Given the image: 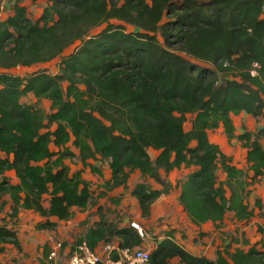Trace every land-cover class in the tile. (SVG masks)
I'll list each match as a JSON object with an SVG mask.
<instances>
[{
  "label": "trees",
  "instance_id": "1",
  "mask_svg": "<svg viewBox=\"0 0 264 264\" xmlns=\"http://www.w3.org/2000/svg\"><path fill=\"white\" fill-rule=\"evenodd\" d=\"M21 1L0 21L1 210L6 197L11 201L9 220L0 216V255L6 245L23 251L17 231L23 211L44 219L36 230L55 231L58 222L75 217L74 209L92 207L83 170L72 173L66 164L76 157L100 176L90 161L108 162L110 189L126 188L139 171L142 182L132 196L146 217L168 192L162 172L184 167L191 172L180 185L179 203L193 224L220 227L230 212L248 222L256 210L264 219V201L257 198L253 208L248 203L264 178V128L238 135L233 120L241 114L264 118V0H50L35 22ZM59 57L57 74L8 72ZM29 95L50 101L51 113L25 104ZM221 128L247 150L246 169L211 142L210 132ZM149 150L158 152L155 159ZM12 171L18 184L7 177ZM114 240L120 249L144 243L134 227L117 229L101 219L77 244L96 251ZM237 242L251 246L246 239ZM261 245L263 250L227 245L210 260L186 251L169 231L151 263L264 264ZM49 253L46 248L41 264H49Z\"/></svg>",
  "mask_w": 264,
  "mask_h": 264
},
{
  "label": "rangeland",
  "instance_id": "2",
  "mask_svg": "<svg viewBox=\"0 0 264 264\" xmlns=\"http://www.w3.org/2000/svg\"><path fill=\"white\" fill-rule=\"evenodd\" d=\"M16 1L0 0V21L6 20L13 15ZM20 4L26 8L28 18L35 22L41 18L45 8L51 5V1L22 0ZM114 23L120 24L121 22L114 21ZM106 27L107 25H104L94 29L89 36L100 34ZM127 29L129 31L134 30L133 27L129 26ZM79 45L80 42H77L66 50L64 56L73 52ZM60 63L61 57L46 64H39L30 68L19 67L10 70V72L21 77L37 71L57 74L60 72ZM23 102L35 106L47 114L51 113V102L48 100L38 101L33 95H29L23 98ZM233 120L238 135L243 130L257 133L264 128L263 117L254 118L252 116L239 115L233 116ZM191 127L192 118L190 117L185 124L186 131H190ZM209 135L211 142L219 145L222 152L233 159L235 165L239 168H247V150L242 147L240 141H229L223 129L212 131ZM53 150L56 149L53 147ZM74 151L78 153V150ZM149 154L152 159H155L158 152L149 150ZM90 162L102 170L101 176L93 173L89 167L83 169V164L79 157L67 160L66 164L70 166L72 173L83 170V178L89 183L93 192L92 207L85 211L75 209V217L69 222H61L56 231L36 230V225L44 219L33 211H23L20 214L19 226L17 227L23 251L19 252L13 245H6V251L0 255V264H41L44 259L45 249L49 248L50 250L51 246L58 242L63 243L65 250L71 251L89 227L95 225L101 219L117 229H122L125 226L132 227V223L139 225L145 234L142 249L151 251V253L155 249L156 244L163 241L166 233L170 230L180 232L176 238L183 247H188L194 253L205 256L210 260H215L217 251L223 250L227 245L231 250L241 247L247 250L254 245H257L259 250H263L261 242H264V219L259 210H256L255 218L243 223L237 222L231 212L227 214L224 223L220 227L209 225L207 228H202V226H196L191 222L179 203L180 185L191 172L190 169L183 167L169 174L162 172L161 177L169 186L168 192L152 205L150 215L146 217L137 201L131 195V190L142 182L140 173L134 172L130 176L126 188L120 187L113 190L105 185L111 179L109 163L103 160ZM7 177L13 184L19 183L13 171L8 172ZM217 177L219 182H223L226 179L221 168L218 170ZM149 183L154 189H162V186L153 180H149ZM45 198V205L48 206L49 196ZM257 198H261L264 201V178L260 179L253 187V193L248 199V203L252 208ZM6 200L9 203L3 211L0 203V216L3 218L7 217L10 212V198L6 197ZM7 219L9 220L8 217ZM175 228L177 229L175 230ZM242 239L248 240L251 246L244 247L237 242ZM104 252L105 249L103 248L99 253L104 255ZM113 257L117 258V255L113 254ZM170 264L181 263L177 259H173Z\"/></svg>",
  "mask_w": 264,
  "mask_h": 264
},
{
  "label": "built area",
  "instance_id": "3",
  "mask_svg": "<svg viewBox=\"0 0 264 264\" xmlns=\"http://www.w3.org/2000/svg\"><path fill=\"white\" fill-rule=\"evenodd\" d=\"M145 238L143 230L136 223L131 224ZM49 264H152L151 251L141 247L119 249L117 258L113 257V249L106 247L104 255L92 251L86 242L77 244L71 251L64 249L61 242L51 246L47 258Z\"/></svg>",
  "mask_w": 264,
  "mask_h": 264
},
{
  "label": "crops",
  "instance_id": "4",
  "mask_svg": "<svg viewBox=\"0 0 264 264\" xmlns=\"http://www.w3.org/2000/svg\"><path fill=\"white\" fill-rule=\"evenodd\" d=\"M8 72H10V70L8 71ZM11 73V72H10ZM241 115H245V114H241ZM246 116H250V115H246ZM222 129V128H221ZM136 172H138V173H140L139 171H136ZM111 177H112V175H111ZM140 177H141V174H140ZM142 179V178H141ZM110 181V180H109ZM114 190V189H113ZM133 190V189H132ZM132 190H131V195H132ZM92 191V190H91ZM180 195V194H179ZM133 197V199L135 200V201H137V203L139 204V202H138V200L134 197V196H132ZM140 206V205H139ZM183 208V207H182ZM75 210V209H74ZM184 210V209H183ZM185 212V211H184ZM187 215V214H186ZM190 219V218H189ZM61 222H58V227H59V224H60ZM240 223V222H239ZM243 223V222H242ZM211 226V225H213V226H215L212 222H208V223H206V224H204V225H202V228L204 227H208V226ZM94 226V225H93ZM93 226H91V227H89V229L90 228H92ZM197 226V225H196ZM57 227V228H58ZM125 227H127V226H125ZM200 227V226H199ZM88 229V230H89ZM177 228H175V230H176ZM57 230V229H56ZM55 230V231H56ZM88 230L85 232V234L88 232ZM171 231V230H170ZM173 233H174V239H175V241L182 247V248H184L186 251H188L189 253H191V254H193V255H196V256H200V255H198V254H196V253H194L193 251H191L188 247H183L181 244H180V242L177 240V238H176V236L178 235V234H180V232L179 231H172ZM84 234V235H85ZM83 235V236H84ZM82 236V237H83ZM165 238V237H164ZM115 242V240L112 242V243H110V244H104V243H101L99 246H98V248H97V250H96V252H100L103 248L105 249L106 247H111L112 249H113V254L114 253H116V255H117V253L119 252V242H118V240H116V242ZM143 245H144V243L142 244V246H141V248L143 247ZM156 247H157V244H156ZM156 247H155V249H156ZM154 249V250H155Z\"/></svg>",
  "mask_w": 264,
  "mask_h": 264
}]
</instances>
